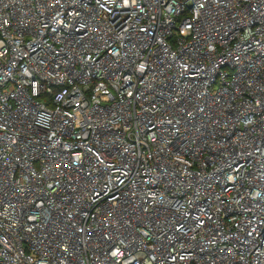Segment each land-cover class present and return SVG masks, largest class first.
Wrapping results in <instances>:
<instances>
[{"label": "built area", "instance_id": "2783aa9c", "mask_svg": "<svg viewBox=\"0 0 264 264\" xmlns=\"http://www.w3.org/2000/svg\"><path fill=\"white\" fill-rule=\"evenodd\" d=\"M0 264H264V0H0Z\"/></svg>", "mask_w": 264, "mask_h": 264}]
</instances>
